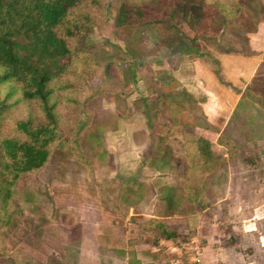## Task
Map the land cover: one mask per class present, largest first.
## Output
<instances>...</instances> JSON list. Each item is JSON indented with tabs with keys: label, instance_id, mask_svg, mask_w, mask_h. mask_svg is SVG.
Here are the masks:
<instances>
[{
	"label": "rangeland",
	"instance_id": "1",
	"mask_svg": "<svg viewBox=\"0 0 264 264\" xmlns=\"http://www.w3.org/2000/svg\"><path fill=\"white\" fill-rule=\"evenodd\" d=\"M146 3L149 12L156 14V6L163 0H146ZM211 8L197 13L194 2L186 0L179 12L181 33L167 22L117 28L112 11L95 30L91 40L101 73L95 84L101 90L126 93L125 104L130 115L119 119L115 130L100 131L104 139L100 134L90 148L92 154L102 155L99 159L96 157L92 175H87L84 165L74 155L54 151L56 158L64 160L62 164L55 160L41 172L22 179L25 187H32L45 197L32 203L19 197L12 201L13 223L2 233L0 264H126L125 253L141 255L150 248L151 238L160 229L147 222L146 215L173 216L170 225L183 232L173 242L157 243L161 247L157 250V259L161 263L169 264L170 255H174L181 264H203L205 251L200 246L207 231L215 233L217 243L230 245L229 257L237 251L245 254L243 259L238 254L233 255L234 260L227 257V264H243L248 260L250 264H264V152L261 148L264 142L260 135L264 109L253 103L255 93L251 91V86L264 91V83L259 75L252 80V85L238 88L220 73L219 54L244 53L246 33L250 31L223 24ZM258 13L264 16V12ZM195 18L197 21L193 23ZM147 27L158 29L156 38H145ZM112 61L117 64L121 80L117 71L106 68ZM144 63H149L155 74L176 80L178 89H184L190 102H199L201 113L196 115L192 146L200 149L205 159L218 157L226 162V177L221 179L222 197L203 208L195 203L188 214H173L165 206L161 189L165 182L171 181V176L148 169L151 154L146 156L147 140L134 136L148 122H154L153 105L135 74V67ZM232 92L236 95L245 92L243 98L239 96L243 105L238 104L239 100L234 107L230 104ZM246 96L250 106L245 102ZM101 105L91 118L111 110L113 102L108 107L103 102ZM247 112L253 117L250 133L254 136H248L242 147L228 152L217 143L215 134L220 129L215 132L220 127L214 115L225 114L227 122L233 113L241 123L247 122ZM137 171L152 185L143 189L140 196L126 199L120 181ZM186 216L192 218L185 219ZM253 216L258 221L251 220L253 225H250L247 219ZM247 228L252 232L246 234L243 229ZM142 254L146 259L151 257Z\"/></svg>",
	"mask_w": 264,
	"mask_h": 264
},
{
	"label": "trees",
	"instance_id": "2",
	"mask_svg": "<svg viewBox=\"0 0 264 264\" xmlns=\"http://www.w3.org/2000/svg\"><path fill=\"white\" fill-rule=\"evenodd\" d=\"M185 1L163 0L152 14L146 0H0V245L3 230L13 223L12 201L19 197L32 203L45 197L25 187L22 179L41 172L55 160L62 164L64 160L56 158L54 151L74 155L87 175H92L95 159L102 155L92 154L90 148L99 136L104 139L100 131L115 130L119 119L130 115L126 93L101 90L95 84L101 76L91 40L95 30L112 11L117 28L167 22L181 33L178 20ZM191 1L197 13L212 7L223 24L250 32L264 18L258 13H263L259 0ZM145 33L147 40L156 38L158 29L147 27ZM106 68L117 71L120 79L116 62ZM135 74L153 105L154 122H148L134 136L147 140L146 156L151 154L148 169L171 176L161 189L165 206L182 215L190 213L195 203L203 208L216 202L222 197L226 162L218 157L205 159L201 150L192 146L193 126L201 113L199 102H190L176 80L155 74L149 63L137 65ZM241 98L238 104L243 105ZM246 100L250 106L249 98ZM101 102L105 107L113 102V107L91 118L95 109L102 108ZM249 114L247 122L241 123L231 115L220 130L217 143L228 152L254 136ZM261 130L262 136L264 125ZM120 183L126 199L140 196L152 185L138 171ZM132 218L136 220L135 215ZM182 234L175 226H160L151 242L167 244ZM127 264L140 261L129 252Z\"/></svg>",
	"mask_w": 264,
	"mask_h": 264
},
{
	"label": "crops",
	"instance_id": "3",
	"mask_svg": "<svg viewBox=\"0 0 264 264\" xmlns=\"http://www.w3.org/2000/svg\"><path fill=\"white\" fill-rule=\"evenodd\" d=\"M261 4V8L264 12V0H259ZM264 17V16H263ZM246 50L248 53H242V52H230V53H221L219 54V62H220V73L224 75V77L232 82L233 85H235L238 88H245L246 85H252V80L259 75H262V84L264 83V18L257 24V28L254 32H247L246 33ZM264 85V84H263ZM252 94L254 96L256 107H260L261 109H264V91L257 90L254 86H251ZM229 92V91H228ZM257 94V95H256ZM232 102L230 103L233 107L235 103L239 100V96L241 94H235L234 92L231 93ZM221 117H218L220 116ZM215 120L218 124L216 129L217 133L219 129L224 126V123L226 122V115L225 114H215ZM220 118V119H218ZM220 121V124L218 122ZM213 126H211L210 130L213 129ZM216 136L218 135L215 134ZM262 137H264V134H262ZM264 142V139H262ZM262 152H264V146L261 145ZM144 215V214H143ZM145 216V215H144ZM147 219L146 221L151 222L153 227H159L160 226H168L172 223L173 216L172 217H157V216H151L146 215ZM190 217V216H189ZM188 216L185 217V219H189ZM192 218V216L190 217ZM251 218V219H250ZM247 221H249L250 225H253L251 220L253 221L256 217H250ZM259 218V217H258ZM255 221H258V219H255ZM246 234L252 232L251 229H243ZM214 232H207L203 235V238L201 240V246L203 248L204 257H203V264H208V261L212 262L211 264H227V261L229 260L227 257H229V249L228 246L230 245H223L219 244L216 241ZM252 235V234H251ZM249 238V237H248ZM264 241V240H263ZM162 242V241H161ZM160 244V243H159ZM263 243H261L262 245ZM263 246V245H262ZM171 248V247H170ZM186 248V247H185ZM161 249V247L157 244H151L150 248L148 250H145V252H141V255L137 253L135 258L140 261V264H162L157 256V250ZM201 249V248H200ZM168 250V249H166ZM171 250V249H169ZM175 250V249H173ZM148 251V252H147ZM166 252V251H165ZM173 252V251H172ZM142 253L150 254L151 257L145 258ZM126 256H128V252L125 253ZM234 254H238L239 258L243 259L244 253L237 251L236 253H231L230 260L234 257ZM210 255V256H209ZM207 256V257H206ZM209 256V257H208ZM169 264H181L178 263V260L175 258L174 255H170ZM235 258V257H234ZM234 258L232 260H234ZM126 259V258H125ZM157 259V260H155ZM249 261V260H248ZM245 262L243 264H250L249 262ZM126 263V262H125ZM127 264V263H126Z\"/></svg>",
	"mask_w": 264,
	"mask_h": 264
}]
</instances>
